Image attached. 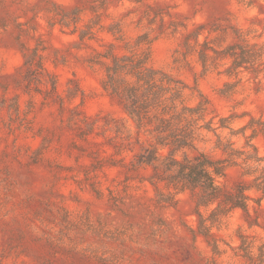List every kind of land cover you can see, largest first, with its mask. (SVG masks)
<instances>
[{
    "label": "rangeland",
    "instance_id": "1",
    "mask_svg": "<svg viewBox=\"0 0 264 264\" xmlns=\"http://www.w3.org/2000/svg\"><path fill=\"white\" fill-rule=\"evenodd\" d=\"M245 3L251 6L256 0H122L110 5L102 19L106 24L122 20L126 38L134 39L149 26L145 17L149 6L182 13L189 18L192 28L200 6L206 5L210 14L204 23L241 27L238 16ZM56 4L86 8L90 0H0L1 264H39L43 260L53 264H103L61 250L56 253L43 239H38L41 216L60 227L70 221L75 229L86 226L96 229L99 236L89 235V242L102 241L110 252L124 256L125 264H197L201 243L205 245L206 256H211L212 250L202 236L195 242L197 249L193 248L192 234L184 226L189 206L183 193L178 195L176 207L158 208L159 218L154 217L147 209H155L150 198L154 191L149 183L129 181L133 186L126 189L127 174L121 167L95 168L96 158L108 160L112 152L105 137L82 139L80 129L70 124L67 113L61 114L57 104L44 103L42 95H31L14 86L13 75L24 61L21 44L39 45L45 48L42 52L46 65L59 77L61 92L69 78L79 81L85 94L82 108L89 118H98L101 123L106 118H126L121 105L101 85L103 69L87 61L95 48L103 49V44L114 38L100 32L97 39L78 48L76 34L62 31L58 24L51 25L54 13L49 10H57ZM91 16L89 11L83 12L81 24ZM234 19L237 23L232 22ZM166 20L169 23L171 18L167 16ZM159 23L157 20L154 26ZM182 31L162 35L153 42L152 63L190 86L197 85L210 99V110L214 113L223 115L235 106L264 116V90L255 91L256 85L247 79V72L242 74L236 92L227 97L221 94V89L227 80L236 78L229 79L216 72L202 74L195 58L190 59V65L175 61ZM228 37L233 38L231 34ZM3 85L8 89L4 90ZM17 99L19 112L14 108ZM79 102L80 98L76 100ZM126 155L130 159L133 153ZM149 173V169L139 172L145 176ZM94 187L103 192L102 197H98ZM111 189H119V196L126 201L120 203L119 209H113L110 204ZM130 194L135 197L132 199ZM161 219L166 222L164 231L156 232L155 222ZM224 255L217 257L218 261L230 264L223 260Z\"/></svg>",
    "mask_w": 264,
    "mask_h": 264
},
{
    "label": "trees",
    "instance_id": "2",
    "mask_svg": "<svg viewBox=\"0 0 264 264\" xmlns=\"http://www.w3.org/2000/svg\"><path fill=\"white\" fill-rule=\"evenodd\" d=\"M121 1L90 0L86 8L80 5L66 7L56 4L57 10H49V12L54 13L50 18L52 26L58 24L62 31L69 30L70 33L78 36V40H75L78 48L97 39L100 32H106L114 38L105 42L103 49L95 48L87 61L91 66H100L103 69L101 85L121 105L126 118H106L103 123L98 118H89L82 108L85 94L79 81L76 78H69L67 87L61 92L59 77L46 65V56L42 52L45 48L39 45L29 47L21 44L24 61L13 75L14 86L23 88L31 95H42L44 103L57 104L61 114L67 113L70 124L80 129L79 136L82 139L105 137V143L112 152L108 160L96 158L95 168L121 167L127 174L124 183L126 189L133 186L129 181L137 180L139 184L149 183L154 191V195L150 198L155 209L150 207L147 209L151 215L159 218L156 209L176 207L179 202L178 195L184 193L185 189L193 186L200 187L203 192L201 203L213 197L216 190L212 188L211 177L196 168H192L189 174L185 175L184 166H181L180 171L174 172L178 162H175L172 157L179 149L190 148L202 130L213 131V124L219 125L220 128H227L235 114L225 116L214 113V110H210V99L197 85L190 86L179 76L156 67L152 63L153 42L162 35L176 34L184 30L182 31L183 39L180 40L176 50L175 61L190 65V59L195 58L201 65L202 74L216 72L229 79L236 78L235 81L227 80L221 89V94L227 97L236 92L237 86L243 80L242 74L245 72L249 75L247 79L255 83L256 92L264 90V84L257 79L261 73H264V62L257 63L264 55V45L249 43L243 34L242 27L194 23L190 28L189 18L182 13L155 10L153 6H149L145 14L149 21L147 30L134 39H127L122 20L106 24L102 19L103 12L107 11L110 5ZM131 1L142 2L143 0ZM85 11H89L93 16L81 24ZM167 16L171 18L169 23L166 20ZM157 20H160V23L155 27ZM154 32L155 35L152 36ZM215 33L220 35H214ZM230 34L233 38L227 47L223 49L214 47L223 43ZM229 58H231V64L223 71H218L220 61ZM65 61L66 59L63 63ZM2 87L4 90L8 89L6 85ZM78 98L80 102L76 103ZM194 99L196 102H192ZM14 108L20 111L18 99L15 101ZM211 112L214 114L210 116L208 122L197 126L198 120ZM240 115L247 116L249 111L245 110ZM180 123H183V127L177 128ZM251 124L257 126L252 133L253 138L264 132V120L252 117L249 120V125ZM249 125L244 127L248 128ZM129 152L133 153L130 159L126 155ZM164 152L167 153L166 156ZM141 169H149V175L139 174ZM233 187L234 192L226 197L231 208L244 209L245 222L249 228L262 227L260 211H257L254 216L247 212L245 200L249 197L245 196V192L251 185L238 180ZM94 188L98 197H102L103 192L97 187ZM259 190L260 186H257V191ZM119 192V189H111L109 200L113 209H119L120 203L126 204V201L119 196ZM130 195L132 199L135 197ZM261 200H264V193L255 198L256 204H260ZM224 214L226 213H220V215ZM216 218H218L216 211L213 210L208 220L214 223ZM38 219L40 231L38 239H43V242L51 246L56 253L61 250L77 255L82 260L103 264L126 263L124 256L110 252L102 241L97 244L89 242V235H95V238L99 236L96 229L90 226L75 229L70 221L60 227L53 220L46 221L44 216ZM165 223L162 219L156 221V232L159 230L163 232ZM198 236L205 239L212 250V255H202L201 251H197L198 257H193L198 260L196 263L221 264L217 257L223 255L224 251L219 249L215 240L211 239L203 221L198 235L192 234L195 250ZM241 239L240 252L235 255L241 257L244 264H264V245L260 246V256L253 259L249 255L247 237L242 236ZM39 264H53V262L43 260Z\"/></svg>",
    "mask_w": 264,
    "mask_h": 264
},
{
    "label": "clouds",
    "instance_id": "3",
    "mask_svg": "<svg viewBox=\"0 0 264 264\" xmlns=\"http://www.w3.org/2000/svg\"><path fill=\"white\" fill-rule=\"evenodd\" d=\"M262 8H264V0H256V3L251 6L245 3L239 13L240 26L249 43L264 45V11H261ZM209 14L206 5L200 6L194 22H206ZM232 22L237 23V20L234 19ZM221 23L224 22L221 21ZM214 35H220V33ZM230 42L231 38L228 37L223 43L218 46L214 45V47L223 49ZM260 62H264V55L257 61V63ZM229 64H231V58L221 60L218 71H223ZM257 79L264 84V73H261ZM244 111L242 107H231L230 111L223 113L225 116L235 114L227 128H220L219 125L213 124V131L202 130L190 148L179 149L172 157L175 162H178L174 172L180 171L181 166H184L185 175H188L192 168H196L212 178V188L216 191L211 199L202 203L203 192L200 187L193 186L185 189L183 199L188 203L189 211L185 213L184 226L191 234L198 235L203 221L211 239L215 240L219 249L224 251L223 260L230 264H244L238 256L233 255V253L240 252L242 236L247 237L249 255L253 259L260 256V246L264 245V215L260 218L262 227L249 228L245 222L244 209H232L226 199L230 193L234 192L233 182L238 178L251 185L245 192V196L249 197L245 200L248 214L254 216L257 211L264 213V200H261L258 205L255 203V198L264 193V133L253 138L252 133L257 126L249 125L252 117L264 120V116L258 115L251 109H248V116H241L240 114ZM209 118L204 116L198 120L197 126L206 124ZM245 125L249 127L245 128ZM181 127L183 123L177 125V128ZM129 131L131 132V129ZM164 155L166 156L167 153L164 152ZM217 173L220 174L217 175ZM257 186H260L259 191H257ZM213 210L216 211L218 217L214 223L208 220ZM221 212L226 214L220 215ZM200 248L202 255H207L203 243L200 244Z\"/></svg>",
    "mask_w": 264,
    "mask_h": 264
}]
</instances>
